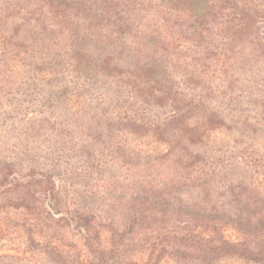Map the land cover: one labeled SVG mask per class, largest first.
Wrapping results in <instances>:
<instances>
[{
    "label": "trees",
    "instance_id": "trees-1",
    "mask_svg": "<svg viewBox=\"0 0 264 264\" xmlns=\"http://www.w3.org/2000/svg\"><path fill=\"white\" fill-rule=\"evenodd\" d=\"M9 18L22 19L23 30L19 26L13 29L29 42L27 47L18 43L17 38L16 42L12 37L6 38ZM213 18L219 22L215 28ZM0 34L3 46L7 47L0 54L28 56L29 69L38 73L45 70L50 95L58 96L62 106H68L62 110L63 159L76 166L82 176L95 177V171L104 175L108 166L102 159L110 146H118L120 153V147H125L122 143L130 147L129 142L143 139L140 147L146 150L138 154V164L135 152L128 151V156L131 170L141 166L140 179L131 185L139 191V202H135L147 218L161 214L155 208L172 193L181 191L178 186H186L192 193L201 191L200 182L206 176L209 180L211 171L206 172V167L200 165L211 169L214 162L216 167L228 164L226 156H219L217 161L215 156L209 162L205 157L201 164L190 161L194 154L188 147L203 144L207 132L222 127L225 120L234 121L243 134L264 127V69L252 72L248 78L254 82L251 86H256L253 90H236V79L240 77L237 70L239 63L243 65V57L254 48L264 49V0H202L200 5L197 0H0ZM7 81L3 76L0 85L8 86ZM10 85L14 87L1 88L3 97L14 95L20 99L23 86L19 81ZM38 102L35 99L32 104ZM76 135L84 141L79 142ZM155 142L162 145V152L151 148ZM245 152L246 155L249 151ZM251 164L261 182L264 171L259 169L264 166L257 159ZM215 168L212 175L217 174ZM27 172V180L20 183L25 189L29 190L28 184L33 182L47 185L40 194L43 196H39L42 201L48 198L44 207L46 217L59 224H80L81 218L76 214L61 215L56 211L54 196L60 187L55 178L40 170ZM94 177L93 191L98 182ZM109 179L103 180L102 192L97 193L113 201L121 179ZM217 187L213 182V195L218 193ZM56 215L57 220L53 217ZM189 216L196 229L188 227L186 241L199 242L196 246L213 251L218 243L225 242L227 246L233 237H242L245 255L264 254V241L246 231L245 226L237 223L236 229L229 225L228 218L225 226L231 231L230 239L220 236L221 230H228L220 229L204 213ZM174 217L165 209L162 224L168 226ZM97 228L92 224L62 237L50 235L49 243L44 231H39L44 242L42 252L61 259L60 263L114 264L106 255L96 262V254L84 250L93 242L94 232H99ZM99 229L103 234L111 231L107 230L110 226ZM207 232L217 235L209 244L204 239ZM75 235L82 238L76 240ZM65 240L70 244H64ZM170 241L155 244L162 257L165 251L160 248L170 247ZM85 252L87 257L82 259L80 255ZM128 264L141 263L133 256Z\"/></svg>",
    "mask_w": 264,
    "mask_h": 264
},
{
    "label": "rangeland",
    "instance_id": "rangeland-1",
    "mask_svg": "<svg viewBox=\"0 0 264 264\" xmlns=\"http://www.w3.org/2000/svg\"><path fill=\"white\" fill-rule=\"evenodd\" d=\"M227 3H230V0H227ZM197 4H202V0H197ZM218 23V20L213 18V27ZM22 25L23 21L20 18L7 19L9 33L3 35L8 39L12 37L14 42L17 38L18 43L27 47L29 42L13 29L19 26L20 30H23ZM1 39L0 34V53L7 48L3 46ZM222 46L223 44H220L219 51ZM28 60L29 57L25 55L19 58L8 53L0 54V79L4 76L9 80L8 86L0 85V264H73L72 261L60 263L61 259L42 252L44 244L41 243L44 242L39 238V231H44L43 234L49 243L51 236L62 237L65 233H74V230L78 231L82 226L92 224L98 227L99 232H94L93 242L88 248L84 247V250L89 249L95 253L96 262L106 255L115 261L114 264H128L133 256H136L141 264H264V254L259 255L260 257L245 255L242 248L245 244L240 242L242 237L231 239V231L225 226V221L229 218V225L236 227L238 223L245 226L246 231L257 235L258 240L264 241V174L260 182L256 179L255 169L252 164L250 165L251 161L257 159V163L264 166V127L243 134L237 129L234 121L225 120L222 127L205 134L203 144L189 146L188 149L194 154L190 155V161L197 164H201L200 160L205 157L209 162L215 156L216 161L219 156H226L229 162L218 167L214 162L215 165L211 169L206 165H200L206 167L204 168L206 172L211 171L208 173L209 180L206 176L200 182L201 191L192 193L188 187L178 186L177 189L181 190L179 192L186 190L185 193H172L165 202L161 201L155 209L161 214L165 209L170 210L171 215L175 216L172 222L165 226L162 224L161 214L154 213L147 218L142 214L140 206L136 205L139 202V191L131 184L140 179L142 172L139 165L132 167L134 172L131 170L128 151L137 154L135 163L138 164L140 161L138 154H143L142 150H146L140 147V140L143 139L129 142L130 147L122 143L125 147H120L123 149L120 153L118 146L114 148L110 146V150L104 151L105 157L102 159L108 166L104 175L103 173L98 175L95 171V177L87 174L82 176L79 170L76 171V166L74 167L72 163L68 165L66 159H63L62 110L68 106H62L58 96L55 98L50 95L49 86L44 80L45 70H41L40 73L37 70H30ZM261 69H264V49L254 48L243 57V65L239 63L237 73L240 77L236 79L239 82L236 90H253L252 88L256 86H251L254 82L249 79L252 72L256 73L258 70L261 72ZM34 79L36 81L32 82ZM18 81L23 86L21 98L18 99L14 95L3 97L1 88L14 87L10 83L16 85ZM56 91L59 94L58 88ZM35 99L39 102L32 104ZM74 100L76 103L77 99ZM39 111L40 113L36 115ZM73 133L77 134L74 131ZM75 138H79L78 135ZM78 141L84 140L79 138ZM151 148L162 152V145L156 142ZM246 150L249 152L245 155ZM74 152L77 153V149ZM101 158L102 152L98 159ZM214 168L216 175H212ZM31 170L46 172L49 177L59 182L60 188H56L58 192L54 196L56 211L59 210L61 215L76 214L81 218L80 224L74 226L59 224L46 217L44 207L48 198L40 200L43 196L40 194H43L44 188L47 187L46 183L41 186V183L32 181L31 185L28 184L29 190L21 185L27 180V171ZM259 170L264 171V168L260 167ZM114 176L120 178L121 183L113 201H109L107 195L97 192L98 190L102 192L100 186L103 180L109 182V178L114 179ZM93 177L98 178L94 191ZM213 182L218 184L219 189L214 195L210 189ZM230 187L233 188L229 192ZM200 212L208 216L209 220L216 222L220 229L228 230L226 233L221 230L220 236L229 237L231 239L229 245H224L225 242L218 243V248L215 249L214 246L212 248L215 250L210 251L205 247L196 246L199 242L185 240L189 237L185 236L190 230L188 227L193 228V221H190L189 215ZM53 217L57 220L59 215ZM99 226H110L107 230L111 231L103 234L104 231H100L102 229H99ZM173 232L176 234L173 235ZM105 236L106 242L103 241ZM142 237L144 239H140ZM80 238L82 237L75 235L76 240ZM169 238L184 242L173 243ZM216 238L217 235L210 236L209 232L204 235L207 244L209 240ZM149 240L152 241L150 245ZM158 241L160 244L162 241L166 243L170 241L168 244H172L170 247L166 245V248H160V251H165L163 257L161 252L156 250L155 244ZM70 242L65 240L64 244L68 245ZM85 244L89 245L87 242ZM80 256L85 259L87 253Z\"/></svg>",
    "mask_w": 264,
    "mask_h": 264
}]
</instances>
